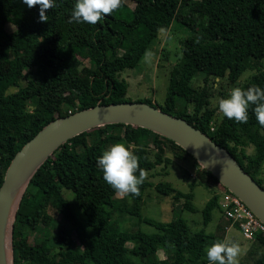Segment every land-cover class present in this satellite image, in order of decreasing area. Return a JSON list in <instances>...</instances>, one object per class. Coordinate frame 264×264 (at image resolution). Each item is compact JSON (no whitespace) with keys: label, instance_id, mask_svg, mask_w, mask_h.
<instances>
[{"label":"trees","instance_id":"1","mask_svg":"<svg viewBox=\"0 0 264 264\" xmlns=\"http://www.w3.org/2000/svg\"><path fill=\"white\" fill-rule=\"evenodd\" d=\"M132 1L131 18L119 16L127 5L122 0L117 10L92 25L68 22L76 0H54L56 6L46 12L47 22H39V5L29 8L23 0H0V63L13 71L8 76L0 69V187L14 155L55 117L99 103L128 101V82L119 79V73L136 67L159 32L175 19L185 22L192 34L183 41L180 69L172 72L166 106L160 108L207 133L264 186L259 176L264 165V127L252 106L246 124L217 118V108L209 106L213 91L206 85H192L197 73L206 74L205 84L210 77H227L235 83L264 59V0ZM8 23L15 25L14 31L8 30ZM252 85L264 88V69L241 88ZM14 86L18 89L10 91ZM178 99L185 101L181 110ZM107 142L130 146L147 171L171 162L167 147L178 158L192 160L197 171L218 182L202 209L204 225L210 223L214 210L221 211L220 198L227 188L173 140L125 123L95 127L64 143L31 180L15 221L14 264H209L204 250L224 240L223 236L205 228L193 231L183 218L157 221L144 216V192L152 185L147 180L139 196L129 194L131 205L120 198L97 166ZM251 145L254 154L246 152ZM154 186L160 194L183 199L180 210L199 211L193 202L194 183L188 192L167 181ZM64 190L73 192L76 204ZM51 208L69 228L50 214ZM122 215L146 222L156 232L128 230ZM53 227L57 232L50 236ZM39 230L43 244L30 238ZM240 263L264 264V234L250 242Z\"/></svg>","mask_w":264,"mask_h":264},{"label":"rangeland","instance_id":"2","mask_svg":"<svg viewBox=\"0 0 264 264\" xmlns=\"http://www.w3.org/2000/svg\"><path fill=\"white\" fill-rule=\"evenodd\" d=\"M126 4V7L121 10L119 16L129 19L132 17L135 2L126 0ZM7 28L9 31H14L15 25L13 23H8ZM191 34V28L181 19L173 20L170 27L162 29L139 64L134 68H126L119 73V79H125L128 82V91L125 97L130 101L149 100L158 107H165L172 72L176 69H180V64L182 62L183 41L191 36ZM127 46L128 45L123 46L120 53H123ZM0 69L8 76L13 73L10 66L4 62L0 63ZM263 69L264 59L260 60L258 66L246 70L235 83L230 82L227 77L220 79L210 77L208 83L205 84L206 74L197 73L192 79V85L195 87L206 85L213 91L209 106L211 108H217L216 117L221 118L223 114L218 110L219 100L227 97L233 87H242L253 75ZM17 89L18 87L14 86L10 91H16ZM184 102L183 99H178L177 109L181 110L184 106ZM131 134L134 136V131ZM113 144V142L106 143L108 148ZM150 145L152 146V144ZM166 151L170 155L171 162L169 164H159L153 170L147 171L148 178L146 180L151 182L152 185H148L145 189L144 203L141 207V212L144 216L151 217L157 221H171L174 218H183L193 231L205 228L207 231H212L223 236L224 239L238 241L242 248V253L239 256V264H241L240 261L246 254L250 241L244 238L238 227L227 218L226 210L223 205L224 202L221 198V211L217 209L213 211L212 220L208 225H204L203 222L204 217L202 209L212 196L211 189L216 188L218 182L205 172L197 171L192 160L188 158H178L170 147H167ZM246 152L248 154H254V146H248ZM259 176L264 181V165ZM161 181L170 182L174 187L185 192L190 191V185L194 183L195 198L193 202L199 208V211L191 212L189 210H180L183 206V199L175 200L172 196L160 194L155 188L154 185ZM64 193L76 204L73 192L64 190ZM118 196L120 198H126L130 205L133 203V198L130 195ZM49 212L60 224H63L64 227H70V224L53 208H51ZM122 216L121 221L123 219V226L128 230H142L150 233L156 232L155 227L146 222L132 218L130 215ZM120 217L121 216H117V218ZM56 232L57 229L53 227L50 236L54 235ZM30 238H37L42 244L45 241L40 230L31 233ZM74 239L78 241L76 234L74 235ZM128 246H132V243H128ZM158 254L161 258L165 257V253L162 250H159Z\"/></svg>","mask_w":264,"mask_h":264},{"label":"water","instance_id":"3","mask_svg":"<svg viewBox=\"0 0 264 264\" xmlns=\"http://www.w3.org/2000/svg\"><path fill=\"white\" fill-rule=\"evenodd\" d=\"M112 123L144 127L173 140L264 222V186L227 148L216 143L207 133L185 118L146 101L99 103L55 117L12 158L0 187V264H14L13 234L17 213L39 168L72 137Z\"/></svg>","mask_w":264,"mask_h":264},{"label":"clouds","instance_id":"4","mask_svg":"<svg viewBox=\"0 0 264 264\" xmlns=\"http://www.w3.org/2000/svg\"><path fill=\"white\" fill-rule=\"evenodd\" d=\"M23 3L29 8L40 6L39 22H47V10L56 6L54 0H23ZM121 4L122 0H76L68 22L95 25ZM250 106L258 124L264 127V88L258 85L247 89L233 87L227 97L218 102V110L224 117L244 124L248 122ZM97 166L105 182L120 196H139L140 186L148 178L147 170L139 165V157L124 143H115L104 150L97 159ZM204 251L209 264H239L242 248L238 241L224 239L217 240Z\"/></svg>","mask_w":264,"mask_h":264},{"label":"built area","instance_id":"5","mask_svg":"<svg viewBox=\"0 0 264 264\" xmlns=\"http://www.w3.org/2000/svg\"><path fill=\"white\" fill-rule=\"evenodd\" d=\"M221 199L224 202L227 218L238 227L244 238L251 242L258 235L264 234V222L242 199L228 189L222 191Z\"/></svg>","mask_w":264,"mask_h":264}]
</instances>
